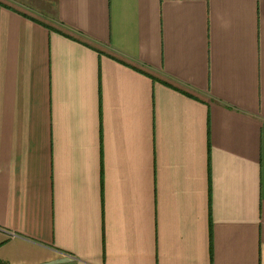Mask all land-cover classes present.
Returning <instances> with one entry per match:
<instances>
[{
    "label": "crops",
    "instance_id": "0c3cea01",
    "mask_svg": "<svg viewBox=\"0 0 264 264\" xmlns=\"http://www.w3.org/2000/svg\"><path fill=\"white\" fill-rule=\"evenodd\" d=\"M0 261L264 264V0H0Z\"/></svg>",
    "mask_w": 264,
    "mask_h": 264
},
{
    "label": "trees",
    "instance_id": "16d2710c",
    "mask_svg": "<svg viewBox=\"0 0 264 264\" xmlns=\"http://www.w3.org/2000/svg\"><path fill=\"white\" fill-rule=\"evenodd\" d=\"M0 264H5V263H3V262L0 261Z\"/></svg>",
    "mask_w": 264,
    "mask_h": 264
},
{
    "label": "rangeland",
    "instance_id": "374dc122",
    "mask_svg": "<svg viewBox=\"0 0 264 264\" xmlns=\"http://www.w3.org/2000/svg\"><path fill=\"white\" fill-rule=\"evenodd\" d=\"M6 1H9V0H6ZM11 2H13V1H11Z\"/></svg>",
    "mask_w": 264,
    "mask_h": 264
}]
</instances>
